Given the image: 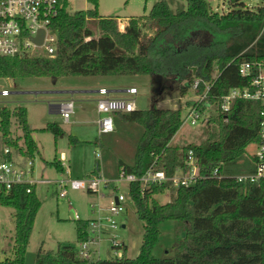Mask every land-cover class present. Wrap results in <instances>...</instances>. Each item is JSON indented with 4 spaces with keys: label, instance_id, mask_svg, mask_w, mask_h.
I'll use <instances>...</instances> for the list:
<instances>
[{
    "label": "trees",
    "instance_id": "trees-1",
    "mask_svg": "<svg viewBox=\"0 0 264 264\" xmlns=\"http://www.w3.org/2000/svg\"><path fill=\"white\" fill-rule=\"evenodd\" d=\"M88 1L92 8L71 12L69 0H59V14L52 23L58 31L56 53L0 55V77L150 74L158 85L176 83L175 90L181 96L187 94L196 78L202 90L212 83L208 97L199 106L204 112L210 104L217 112L207 119L205 138L200 143L172 144L183 126L182 108L160 107V93L154 94L149 109L119 112L114 120L141 127L134 163L121 161L120 172L141 175L154 165L172 176L179 168L187 169L189 150H193L201 173H211L218 167L219 176L188 186L174 185L170 180L146 187L139 181L131 182L130 196L144 221L136 257L124 253L93 260L84 257L75 245L62 244L55 251L40 248L35 264H264V179L239 181L236 174L240 173L230 168L245 156L249 145L259 140V105L236 98L228 112L219 107L223 95L248 83L239 72L242 62L264 63V4L248 8L243 1L232 0L231 10L220 14L211 10L207 0H188L187 8L177 11L171 9L167 0H160L149 14L130 17L121 28L116 16L99 13V0ZM94 23L100 28L97 36L89 26ZM199 30L209 33L212 39L196 40ZM193 66H197L195 73ZM214 69L216 76L212 75ZM13 119L21 130L18 135L12 130ZM46 129L56 137L63 134L56 123L42 128ZM94 143H100V139ZM4 147L30 159L39 151L24 105H0V148ZM50 163L64 171L60 159ZM253 170L254 165L246 172ZM99 171L98 164L92 175ZM165 191L169 192V199L160 203L156 195ZM0 204L14 207L16 219L14 256L5 257L0 264H26L31 233L42 204L36 186L30 192L26 186L0 191ZM76 220L78 241H91V232L97 227L92 224L94 219ZM167 220L176 222L174 254L156 257L153 248L160 225ZM113 247L126 250L127 246L113 243Z\"/></svg>",
    "mask_w": 264,
    "mask_h": 264
},
{
    "label": "rangeland",
    "instance_id": "rangeland-1",
    "mask_svg": "<svg viewBox=\"0 0 264 264\" xmlns=\"http://www.w3.org/2000/svg\"><path fill=\"white\" fill-rule=\"evenodd\" d=\"M160 0H99L98 10L104 16H116L120 27L123 28L128 18L149 14L153 5ZM173 11L187 8L188 0H167ZM212 11L220 14L231 10L232 0H207ZM248 8H256L264 4V0H240ZM69 10L74 12L80 9L92 8L88 0H69ZM95 35H99L100 28L96 23L90 24ZM196 40L208 42L211 35L204 30L195 34ZM43 55L36 53L35 55ZM193 67H196L194 70ZM193 73L197 66H193ZM218 74L214 69L213 76ZM198 79V78H196ZM174 83V82H173ZM114 87L111 89H128L135 86L136 94L124 92L122 98L134 100L136 108L149 109L155 93H160L161 100L158 105L164 108H182L183 117L188 114V102L198 100L192 88L187 94L181 96L175 90L176 83L164 82V85L153 83V76L143 75H105L81 76L69 75L53 77H0V105L14 108L24 105L30 124L35 127L33 137L39 146L33 160V178L43 180L36 185V193L42 204L37 213L27 249L26 264H35L36 254L40 248L44 250H57L62 244H73L81 249L83 242L78 241V220L97 219L99 227L91 232L88 250L93 260L111 258L114 255L136 257L144 233V221L137 214L136 207L129 192V183L120 178L119 164L124 161L133 164L135 160V145L138 141L141 127L135 123L119 122L115 131L100 134L95 121L99 117L97 111V98L99 93H87L84 96L75 95L74 113L69 121H65L60 113L51 111L50 104L55 100L69 97L61 90L74 88L96 89L101 85ZM120 87V88H119ZM7 89L8 95H3L2 90ZM158 89V90H156ZM217 112L216 107H208L200 120L194 125L187 121L172 140L173 145L182 146L188 142L200 143L204 140V128L210 115ZM50 123H56L63 129V134L56 137L50 130H42ZM12 130L15 135L21 133L20 128L13 119ZM70 138L73 139L71 142ZM99 138L100 143L94 141ZM255 145L247 148L245 156L231 165L234 173L246 172L249 166L254 165L253 152ZM15 156L17 153L13 150ZM98 154L101 157H98ZM24 159V158H22ZM62 159L66 171L58 170L54 164ZM100 163V171L90 175ZM64 166V165H63ZM107 178L100 185V191L92 192L87 188L72 189L70 179H89L90 177ZM60 183L63 184L61 187ZM66 184V185H65ZM63 190L66 191L62 195ZM124 195V211L112 215L108 210L111 201L116 195ZM160 203L169 199V192L165 191L156 195ZM116 222V227L107 220L108 217ZM124 225V226H123ZM16 227L15 209L12 206L0 204V260L14 256V233ZM182 235L185 232L181 233ZM176 238V222L167 220L160 225L158 242L153 248L156 257L172 256ZM114 241L124 243L127 247H113Z\"/></svg>",
    "mask_w": 264,
    "mask_h": 264
},
{
    "label": "built area",
    "instance_id": "built-area-1",
    "mask_svg": "<svg viewBox=\"0 0 264 264\" xmlns=\"http://www.w3.org/2000/svg\"><path fill=\"white\" fill-rule=\"evenodd\" d=\"M59 14V0H0V55L2 56H25L42 53L45 56H53L58 46V31L52 26L54 19ZM45 32L43 43L36 44L34 38L39 36L40 31ZM89 39V37L87 38ZM39 55V54H37ZM239 72L242 77L248 79V83L242 87L232 88L220 99L219 107L228 112L236 98H243L257 102L259 105V140L255 143L253 152L254 170L236 174L239 181L250 180L257 182L264 179V63L244 61L240 64ZM212 83H208L205 89H201L200 80L195 79L191 85L192 90L198 96L194 104L188 106V114L184 117L183 125L190 121L192 125L202 117L203 111L199 103L204 101L211 89ZM131 94L137 93L136 87L127 90ZM3 95H8L7 89L2 90ZM101 96L97 101V109L100 114L97 123L99 132L107 134L115 131L116 123L114 120L116 113H128L136 109L134 100L122 97H110L106 88H100ZM211 105L209 104L208 107ZM75 102L68 100L61 104L60 113L65 121H69L74 113ZM100 158L101 155L98 154ZM24 158V159H22ZM23 154L13 153L9 147L0 148V191H10L16 186H26L30 192L34 186L43 180L33 178V160ZM219 176L218 167L211 173L202 174L198 159L194 156L193 150H189L187 169L179 168L172 176H168L163 168L151 165L143 174L127 173L121 170L120 178L129 184L139 181L142 187L151 184H161L165 181H172L174 185L188 186L195 184L199 180ZM109 180L102 177H90L89 179H70L72 189L87 188L90 191H100L102 182ZM61 187L63 184L60 183ZM66 185V184H65ZM66 193L63 190L62 195ZM125 196L116 195L111 201L108 210L112 215L124 211ZM107 220L116 227V222L112 216ZM93 225L99 227V221L94 219ZM96 227V228H97ZM88 242L84 241L81 247V254L90 257ZM114 243H121L114 241Z\"/></svg>",
    "mask_w": 264,
    "mask_h": 264
},
{
    "label": "crops",
    "instance_id": "crops-1",
    "mask_svg": "<svg viewBox=\"0 0 264 264\" xmlns=\"http://www.w3.org/2000/svg\"><path fill=\"white\" fill-rule=\"evenodd\" d=\"M119 20V19H118ZM119 21H121V20H119ZM126 25V23L124 24V26ZM123 26V27H124ZM131 87H135V86H131ZM131 87H129V88H131ZM100 88H106L107 90H108V92H109V96L110 97H122V94L124 93V92H127V90L129 89H111V88H114V87H109V86H107V85H105V84H103V85H101V86H99V87H96V89H90V88H87V87H84V88H72V89H66V90H61V91H59L60 93H63V94H65V95H68L69 97H67V98H64L63 100H55V101H53V102H57V103H51L50 104V108H51V111L53 110V112H57V113H60V106H61V104L62 103H64V102H66V101H68V100H74L75 101V98H74V96L75 95H80V96H84V95H86L87 93H99V89ZM120 88V87H119ZM69 90H72V91H74V93H68L67 91H69ZM137 92H138V90H137ZM131 94V93H130ZM101 94H99V96H100ZM101 97V96H100ZM100 97H98L96 100L98 101V99L100 98ZM131 99V98H130ZM138 109V108H137ZM97 111H98V109H97ZM99 113V112H98ZM61 114V113H60ZM99 116H100V114H99ZM99 118V117H98ZM29 120V119H28ZM98 120V119H97ZM97 120L95 121V123L98 125V123H97ZM116 125H117V123H116ZM31 127L33 128V131H34V128L35 127H33L32 125H31ZM99 128V127H98ZM101 134V133H100ZM35 139V138H34ZM37 145H38V143H37ZM39 147V146H38ZM60 161H61V163H62V166L64 167V171L65 172H67L66 171V167H65V164H64V162H63V160L62 159H60ZM98 164L100 165V163H98L97 162V164H96V168L98 167ZM95 168V169H96ZM94 169V170H95ZM100 169H101V167H100ZM93 170V171H94ZM92 171V172H93ZM92 172H90V174L88 175V176H90V175H92ZM165 203V202H164Z\"/></svg>",
    "mask_w": 264,
    "mask_h": 264
},
{
    "label": "water",
    "instance_id": "water-1",
    "mask_svg": "<svg viewBox=\"0 0 264 264\" xmlns=\"http://www.w3.org/2000/svg\"><path fill=\"white\" fill-rule=\"evenodd\" d=\"M44 35H45V32L43 30H41L40 33H39V36L37 38H34V42L36 44H39V45L42 44L43 43V39H44ZM193 69L195 70L196 67H193ZM156 90H158V89H156ZM67 92L68 93H74V91H72V90H69Z\"/></svg>",
    "mask_w": 264,
    "mask_h": 264
}]
</instances>
